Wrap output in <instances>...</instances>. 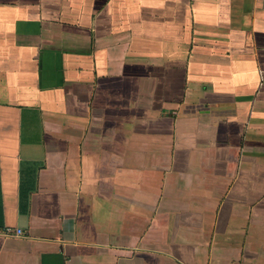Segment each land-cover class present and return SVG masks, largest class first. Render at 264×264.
Wrapping results in <instances>:
<instances>
[{"label":"crops","instance_id":"obj_1","mask_svg":"<svg viewBox=\"0 0 264 264\" xmlns=\"http://www.w3.org/2000/svg\"><path fill=\"white\" fill-rule=\"evenodd\" d=\"M0 264H264V0H0Z\"/></svg>","mask_w":264,"mask_h":264},{"label":"built area","instance_id":"obj_2","mask_svg":"<svg viewBox=\"0 0 264 264\" xmlns=\"http://www.w3.org/2000/svg\"><path fill=\"white\" fill-rule=\"evenodd\" d=\"M3 234H4V235L15 234L16 236L19 237V236H22V235H23V232H22L21 230H17V231H15V233H13L12 230H9V229H8V230H4V231H3Z\"/></svg>","mask_w":264,"mask_h":264}]
</instances>
